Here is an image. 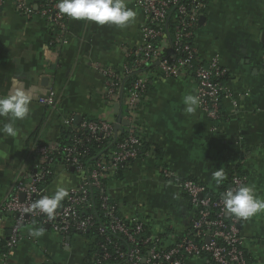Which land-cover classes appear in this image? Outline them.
<instances>
[{"label": "crops", "instance_id": "1", "mask_svg": "<svg viewBox=\"0 0 264 264\" xmlns=\"http://www.w3.org/2000/svg\"><path fill=\"white\" fill-rule=\"evenodd\" d=\"M28 1L34 13L29 18L20 16L10 0L0 6V96L9 94L18 82L34 93L28 117L14 122L18 135L0 133V205L41 164L34 152L37 146L52 149L63 143L62 134L83 120L113 122L120 130L127 126L121 108L104 98L100 69L121 68L129 52L141 46L144 15L139 0H125L136 12L135 22L127 28L66 17V42L60 47L49 46L50 28L37 15L41 0ZM194 46L203 63L215 58L227 71L221 85L230 96L220 103V119H208L200 107L194 114L183 111L184 96L196 95L193 79L163 78L156 68L146 69L142 77L147 89L134 112L144 154L119 176L106 180L107 194L120 216L146 221L166 246L187 234L193 213L178 184L166 182L162 170L196 181L216 196L234 174L244 175L246 185L264 200V0L210 1L200 15ZM48 90L54 93L53 103L42 105L39 99ZM8 122L0 117V128ZM220 169L225 179L218 185L213 174ZM50 172L43 187L47 196L60 186L69 190L78 183L77 175L58 160ZM138 204L143 207L140 211ZM12 222L0 212L2 241ZM36 229H42L43 235L30 234ZM239 229L248 264H264V212L245 220ZM21 232L24 240L7 264L91 261L87 237H62L38 221L23 225ZM186 264L213 262L202 257Z\"/></svg>", "mask_w": 264, "mask_h": 264}, {"label": "built area", "instance_id": "2", "mask_svg": "<svg viewBox=\"0 0 264 264\" xmlns=\"http://www.w3.org/2000/svg\"><path fill=\"white\" fill-rule=\"evenodd\" d=\"M6 1L0 0V6ZM10 1L20 16L29 18L34 14L28 0ZM210 1L137 2L144 15L141 46L129 52L121 68L100 69L104 77V98L121 108L127 126L120 130L113 122L83 120L77 128L70 130L76 136L71 138L69 146L56 144L52 149L45 146L35 148L41 164L36 166L27 182L15 185L0 205L1 214L13 220L9 236L4 241L0 237V264H7L24 240L22 226L32 221L46 225L52 233L62 237H87L92 248L89 264H186L188 259L202 257L209 258L213 264H248L239 229L245 220L226 213L222 194L212 201L205 196L206 189L202 184L179 179L174 173L162 170L161 176L166 182L178 184L193 213L187 234L166 246L146 221L123 219L106 191V180L115 176L123 166L137 161L143 149L134 123V112L147 89V79L142 77L146 69L156 68L163 78L188 76L193 79L202 112L212 121L220 119V103L230 95L217 80L225 77L227 71L215 58L201 64L202 59L194 46L200 15ZM56 4L57 0H41L37 12L50 28V47H60L66 42L68 28L67 18L59 14ZM53 98V91L48 90L39 103L52 105ZM65 124L69 125V122ZM88 144L106 147L98 153L93 164H84L78 159L80 155L89 154ZM56 159L77 175L78 183L68 190V197L56 209L54 218L49 220L46 214L32 209V205L46 196L41 184L51 175L50 167ZM246 183V176L234 174L223 193ZM142 208L138 204L136 210Z\"/></svg>", "mask_w": 264, "mask_h": 264}, {"label": "clouds", "instance_id": "3", "mask_svg": "<svg viewBox=\"0 0 264 264\" xmlns=\"http://www.w3.org/2000/svg\"><path fill=\"white\" fill-rule=\"evenodd\" d=\"M56 8L61 16H66L69 20L85 21L96 26L127 28L136 19V12L127 6L125 0H57ZM33 99V91L19 82L11 88L9 94L0 96V117H5L9 121L0 128V133L8 137L18 135L19 130L14 122L28 117ZM183 104V111L186 114H194L200 106V98L187 94L183 98ZM213 179L216 184H221L225 179L224 171L216 170ZM68 195V189L60 186L51 196H42L35 201L32 209L39 210L46 214L49 220H52L56 209ZM222 204L226 213L238 220H248L264 212V200L258 199L253 188L247 185H241L234 190L229 189L222 193ZM30 234L39 237L43 235V230L36 229Z\"/></svg>", "mask_w": 264, "mask_h": 264}, {"label": "trees", "instance_id": "4", "mask_svg": "<svg viewBox=\"0 0 264 264\" xmlns=\"http://www.w3.org/2000/svg\"><path fill=\"white\" fill-rule=\"evenodd\" d=\"M201 64H204V63L202 62ZM132 78H133V76H131V77L128 78V80H127L128 85H129V83L132 81ZM226 79H227V76H225V77H221V78H219L217 81H218L220 84H222V83H224V81H226ZM78 126H79V125H78ZM78 126H77V127H78ZM77 127H76V128H77ZM123 135H124V134H123ZM74 136H76V135L74 134V132H70V131H69V132L63 133V134H62V137H63V141H64V142H63V143H60L61 146H69V145L71 144V138L74 137ZM87 148H88V153H89L88 155H80V156H78V159H79L81 162H83L84 164H93L94 161H95V158H96L97 155H98V153H99L100 151H103L104 149H106V147H103V146L96 147V145H94V144H88V145H87ZM143 154H144V152H143V149H142V151L139 153L140 158L143 156ZM56 158H58V157L56 156ZM56 160H58V159H56ZM128 167H129V166H123V167L121 168V170H120L118 173H116L115 176H117V175L119 176V174L121 173V171L127 169ZM48 181H49V178H47V179L44 181V183L41 184V186L44 187V186L48 183ZM227 186H228V185H227ZM227 186H225V187L222 188V190H221V194L223 193L224 189H225ZM205 196L208 197L209 199H211L212 201H215V200L217 199V196H216V195H214V194L208 192L207 190L205 191Z\"/></svg>", "mask_w": 264, "mask_h": 264}, {"label": "water", "instance_id": "5", "mask_svg": "<svg viewBox=\"0 0 264 264\" xmlns=\"http://www.w3.org/2000/svg\"><path fill=\"white\" fill-rule=\"evenodd\" d=\"M116 128H117V125H116Z\"/></svg>", "mask_w": 264, "mask_h": 264}, {"label": "rangeland", "instance_id": "6", "mask_svg": "<svg viewBox=\"0 0 264 264\" xmlns=\"http://www.w3.org/2000/svg\"><path fill=\"white\" fill-rule=\"evenodd\" d=\"M240 2V1H239Z\"/></svg>", "mask_w": 264, "mask_h": 264}]
</instances>
